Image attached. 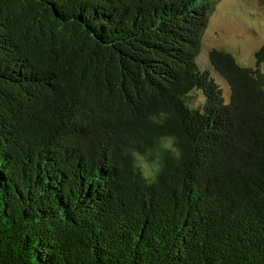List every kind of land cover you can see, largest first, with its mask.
Segmentation results:
<instances>
[{
    "label": "trees",
    "instance_id": "trees-1",
    "mask_svg": "<svg viewBox=\"0 0 264 264\" xmlns=\"http://www.w3.org/2000/svg\"><path fill=\"white\" fill-rule=\"evenodd\" d=\"M220 1L0 0V264H264V44L203 63Z\"/></svg>",
    "mask_w": 264,
    "mask_h": 264
},
{
    "label": "rangeland",
    "instance_id": "rangeland-1",
    "mask_svg": "<svg viewBox=\"0 0 264 264\" xmlns=\"http://www.w3.org/2000/svg\"><path fill=\"white\" fill-rule=\"evenodd\" d=\"M263 7L262 0H221L203 35V63L211 48L225 45L241 64L251 65L254 52L264 44V26L248 11Z\"/></svg>",
    "mask_w": 264,
    "mask_h": 264
}]
</instances>
